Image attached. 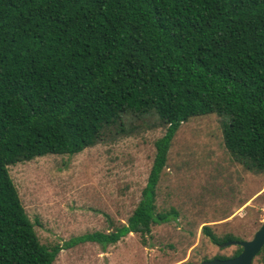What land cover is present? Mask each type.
Masks as SVG:
<instances>
[{"label":"trees","instance_id":"obj_1","mask_svg":"<svg viewBox=\"0 0 264 264\" xmlns=\"http://www.w3.org/2000/svg\"><path fill=\"white\" fill-rule=\"evenodd\" d=\"M206 114L231 159L264 173V0H0V264H52L77 243L128 233L144 244L177 215L155 204L172 139ZM140 125L163 132L126 222L40 243L8 167ZM200 231L215 245L229 239ZM256 255L264 263V244Z\"/></svg>","mask_w":264,"mask_h":264},{"label":"rangeland","instance_id":"obj_2","mask_svg":"<svg viewBox=\"0 0 264 264\" xmlns=\"http://www.w3.org/2000/svg\"><path fill=\"white\" fill-rule=\"evenodd\" d=\"M160 128L137 126L73 155L47 154L8 167L39 242L62 245L73 237L107 232L126 222L140 199ZM155 204L177 211L153 225L145 243L128 233L114 244L80 242L60 250L52 264H197L229 258L250 239L264 213V173L231 159L219 119L206 114L180 125L168 150ZM208 225L221 244L200 231ZM231 238V240H230ZM231 242L232 244L223 245ZM251 264H264L255 255Z\"/></svg>","mask_w":264,"mask_h":264},{"label":"water","instance_id":"obj_3","mask_svg":"<svg viewBox=\"0 0 264 264\" xmlns=\"http://www.w3.org/2000/svg\"><path fill=\"white\" fill-rule=\"evenodd\" d=\"M232 244L231 242L223 245ZM236 244L241 248L234 257L226 259H213L210 261H201L197 264H251L253 257L258 253L264 244V219L259 227L254 231L252 237L246 241H239ZM222 246V244L220 245Z\"/></svg>","mask_w":264,"mask_h":264}]
</instances>
